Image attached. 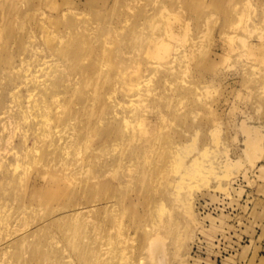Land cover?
<instances>
[{
    "label": "rangeland",
    "instance_id": "obj_1",
    "mask_svg": "<svg viewBox=\"0 0 264 264\" xmlns=\"http://www.w3.org/2000/svg\"><path fill=\"white\" fill-rule=\"evenodd\" d=\"M91 197L96 264H264V0H0V264H60Z\"/></svg>",
    "mask_w": 264,
    "mask_h": 264
},
{
    "label": "bare ground",
    "instance_id": "obj_2",
    "mask_svg": "<svg viewBox=\"0 0 264 264\" xmlns=\"http://www.w3.org/2000/svg\"><path fill=\"white\" fill-rule=\"evenodd\" d=\"M66 11V10H65ZM63 11V12H65ZM10 32V31H9ZM19 32H22L19 31ZM78 44V43H77ZM77 49V45L76 44H72V46L70 48H68L67 50H65V57H67L68 55H70L69 57H74L75 55H72ZM77 57V56H76ZM88 70H86L85 72L87 73ZM84 71H81V74L83 75H88L86 74ZM81 79V80H79ZM76 80L77 83H84L86 84H90V83H94V79L90 78L88 76H85V78H79ZM91 85V84H90ZM86 91L88 90L87 88H84ZM7 114V112H4V116ZM92 121V119H91ZM92 123V122H91ZM56 161V158L54 159ZM250 161L254 162V158L250 157L249 159ZM192 164L191 167L187 170H192L194 169V167L196 165H198V158H194L192 160ZM255 163V162H254ZM50 169V168H48ZM186 170V173L189 174L190 172ZM47 176L52 178H55L54 175V171L51 172H46ZM229 174L224 175L226 178ZM35 178L37 179H44V176L42 175H35ZM31 183L28 184V186L30 187ZM96 185V184H95ZM92 185L90 183H88L86 186H81L79 188H77L74 193L77 194L79 193V191L84 190L85 192H87L88 194L91 193L93 194L94 191L96 190V186ZM31 191L29 192L28 196H31V198L33 197H41V196H46L48 199V201L50 200H55L57 199L59 196H62V191L63 194L66 193V190L63 187H60L59 184L56 183L55 180H45V184L41 187H38L37 185L32 184L31 186ZM215 189H219L222 191L227 192V184L221 182V180H217L215 186ZM114 204H117L114 206L109 205L107 206V212H111V211H120V209H124L122 204V199L121 198H117V199H113ZM76 206L72 209L68 206H59V207H55L49 210H53V211H48L47 213H51V212H55V215L53 217L54 220H50L49 217L46 218V224L50 226L51 221L53 224H55V226H57L58 229V234L63 235V240L60 239V237L58 236L57 240L54 242V244L51 242L53 236L51 237V232L47 231L45 234V238H44V251H45V256H47L50 253V250L55 248L54 251H56L55 257L58 256V261L60 264H68V262H72L71 264H75L73 263V261L78 258L80 260L81 263L84 264H88L89 261L91 260L92 264H96L94 260L95 257L93 256V253L96 249H98V247L100 246H105L107 245V243H101L100 239H98L96 237L97 232L95 233L94 237H91V239L86 242L81 235V232H85L84 230H81L80 232L76 230L75 225L72 224V222H74V220H79V217H84L86 215L85 211H83L86 208H90L89 210H92L91 215L92 217H94L95 215L98 214L99 211H101L103 209L104 206V201L103 200H99L97 201L96 199H93L92 197L88 199V202H78L77 200L74 201ZM121 202V204H120ZM183 205H185V203L181 200H179L178 202V209L180 211V215L183 217V212H182V207ZM109 207V208H108ZM77 208V209H76ZM42 211L44 210V208L41 209ZM180 216V217H181ZM181 217V218H182ZM63 225V227H62ZM155 225H159V229H165L167 227V222L166 221H161L160 224H155ZM67 226H68V234L67 233ZM64 228V231H63ZM107 229L108 227L106 226V224L104 225V229ZM153 231V230H151ZM152 233V232H151ZM153 233H155V231H153ZM98 251H95V253H97ZM106 253V252H104ZM97 262V261H96Z\"/></svg>",
    "mask_w": 264,
    "mask_h": 264
}]
</instances>
